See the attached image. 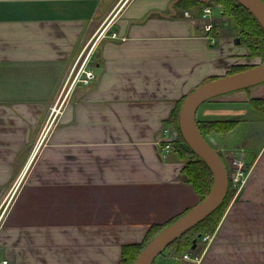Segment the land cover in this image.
Returning a JSON list of instances; mask_svg holds the SVG:
<instances>
[{
  "label": "crops",
  "instance_id": "crops-1",
  "mask_svg": "<svg viewBox=\"0 0 264 264\" xmlns=\"http://www.w3.org/2000/svg\"><path fill=\"white\" fill-rule=\"evenodd\" d=\"M176 1L0 0V190L35 144L0 219L7 264H122L123 246L199 203L184 161L161 152L163 128L178 130L177 102L205 80L259 59L220 18L205 39L201 6ZM84 47L96 79L58 106ZM194 117L236 122L210 136L223 157L243 148L248 170L198 264H264V82L208 99ZM169 251L156 264H172Z\"/></svg>",
  "mask_w": 264,
  "mask_h": 264
},
{
  "label": "trees",
  "instance_id": "trees-1",
  "mask_svg": "<svg viewBox=\"0 0 264 264\" xmlns=\"http://www.w3.org/2000/svg\"><path fill=\"white\" fill-rule=\"evenodd\" d=\"M209 2L221 5L222 15L227 17L233 23L237 31V37L240 39V43H242L247 49L249 56L258 58L259 63L263 62L264 29L254 15L238 0H209ZM205 3L206 2L202 0H177L176 6L185 10L191 7H200ZM254 66L255 65L235 66L231 68L226 75ZM214 78L217 77H211L206 81ZM185 98L186 96L177 102L175 110L173 111L172 121L176 124L178 129L179 111ZM196 124L204 137H208L213 134L227 133L236 126V122L234 121H203L196 122ZM172 151L184 161L182 172L186 176L187 181L193 187L194 191L200 196L199 202H201L213 186V177L210 168L187 144L181 133L179 139L172 144ZM233 195L234 190L228 184L225 194L217 207L196 225L173 240L166 248L172 249L174 255H181L184 251L191 247L194 239L198 243L202 236L213 233ZM190 209L175 215L164 224L151 225L144 239L140 243L123 246L121 249V263L134 264L142 249L157 234H159L167 226L180 219ZM151 264H156V262L153 261Z\"/></svg>",
  "mask_w": 264,
  "mask_h": 264
},
{
  "label": "water",
  "instance_id": "water-1",
  "mask_svg": "<svg viewBox=\"0 0 264 264\" xmlns=\"http://www.w3.org/2000/svg\"><path fill=\"white\" fill-rule=\"evenodd\" d=\"M238 1L254 15L264 29V2L262 0ZM236 42L239 43L240 40L237 38ZM262 82H264V61L254 67L206 81L186 96L179 111V130L187 144L210 168L213 186L201 202L157 234L142 249L134 264H151L173 240L209 215L225 194L229 184L227 169L214 148L213 137H204L197 127L194 117L197 107L213 97ZM191 248H196L195 239Z\"/></svg>",
  "mask_w": 264,
  "mask_h": 264
},
{
  "label": "built area",
  "instance_id": "built-area-1",
  "mask_svg": "<svg viewBox=\"0 0 264 264\" xmlns=\"http://www.w3.org/2000/svg\"><path fill=\"white\" fill-rule=\"evenodd\" d=\"M217 6L218 5H216L215 7L217 8ZM184 15L190 17L187 11L184 12ZM198 18V26L201 29L203 36L210 42H214V36L212 35V32L217 23V19L214 17V7L211 5L203 6L200 10ZM112 37H115L114 33L112 34ZM76 66L77 60L69 68L70 70L69 72L67 71L68 74H66L65 76L64 83H67L71 79L67 94L73 87L77 86L78 84L87 86L96 79V73L94 71L93 64L90 63L89 56H87V58L80 66H78L77 68ZM178 139V130H175L172 126H165L163 128V143L161 152L166 153L171 151L172 144ZM223 158L228 170L229 185L234 190L239 191L248 179V170L244 161V150L243 148H238L236 151H231L225 154ZM210 239L211 234H206L202 236L200 243L203 245ZM161 256H164V254H162ZM197 256L198 252L191 248L183 252L179 257L174 255L172 251H169V257H171L172 264H180L181 261H189L193 264H198L200 260L197 258ZM0 264H7V260L0 257Z\"/></svg>",
  "mask_w": 264,
  "mask_h": 264
},
{
  "label": "rangeland",
  "instance_id": "rangeland-1",
  "mask_svg": "<svg viewBox=\"0 0 264 264\" xmlns=\"http://www.w3.org/2000/svg\"><path fill=\"white\" fill-rule=\"evenodd\" d=\"M220 5V4H219ZM215 9H217V8H215ZM219 11H220V13H221V16L218 14V13H216V16H218V17H220V19H222L223 21H225V22H228V23H230V25L231 26H234L233 25V23L227 18V17H224L223 15H222V12H221V5H220V7H219ZM236 29V28H235ZM102 32H103V35L104 36H107V35H109V33L110 32H108V30L106 31H104V29L103 30H101L99 33H98V37L102 34ZM101 33V34H100ZM112 35V33L110 34V36ZM86 46V45H85ZM91 47V46H90ZM88 48V47H84L80 52H79V54L77 55V57L74 59V61H73V63H75L76 62V60H77V66H76V68L78 67V66H80L82 63H83V61L87 58V56H89V54H90V56H89V60L91 61V62H94V61H96V53H95V49L94 50H92V48ZM92 50V51H91ZM69 70L70 69H68V72H69ZM68 74V73H67ZM220 75H223V74H220ZM205 82H206V80H205ZM66 83V82H65ZM65 83L63 84V86H62V88H61V90H60V95H59V100H58V102H57V100H56V105H60V103L62 102V100L65 98V96L67 95V92H68V88L70 87V83H71V79L66 83V85H65ZM204 83V82H203ZM49 113V112H48ZM50 115V114H49ZM44 127H46V126H44ZM43 129V128H42ZM45 129V128H44ZM42 131V130H41ZM34 146H35V144L34 145H31V146H29L28 148H27V150L25 151V154H24V156L26 155V158H21V160H19V162H18V165H17V169L15 170V173H14V175H13V177H12V180L5 186V188L3 189V190H0V219H1V217H2V215H3V213H4V210L6 209V207H7V205L9 204V202H10V200H11V198H12V196L14 195V193H15V191H16V188L18 187L17 185H19V181H20V178H21V174H22V172L24 171V169H25V166H26V164L28 163V161H29V157H30V155H31V152H32V150H34L35 148H34ZM233 189V188H232ZM234 190V189H233ZM239 190V189H238ZM240 191V190H239ZM239 191H236V190H234V194H237ZM155 260H157V258L155 259Z\"/></svg>",
  "mask_w": 264,
  "mask_h": 264
}]
</instances>
